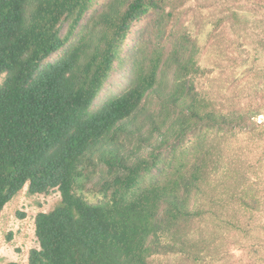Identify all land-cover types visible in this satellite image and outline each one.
Segmentation results:
<instances>
[{
  "label": "trees",
  "instance_id": "1",
  "mask_svg": "<svg viewBox=\"0 0 264 264\" xmlns=\"http://www.w3.org/2000/svg\"><path fill=\"white\" fill-rule=\"evenodd\" d=\"M177 1L0 0V215L61 198L28 264H264V39L218 107Z\"/></svg>",
  "mask_w": 264,
  "mask_h": 264
},
{
  "label": "rangeland",
  "instance_id": "2",
  "mask_svg": "<svg viewBox=\"0 0 264 264\" xmlns=\"http://www.w3.org/2000/svg\"><path fill=\"white\" fill-rule=\"evenodd\" d=\"M176 7V15L181 13L185 26L203 50L199 64L212 71L199 82L200 90L209 93L218 107H228L230 103L240 105L241 100L231 101L236 90L235 86L228 87V75L241 67V56H255L256 47L264 39V0H178ZM256 19L262 20V24ZM113 77L102 99L118 94L128 80L121 70ZM3 80L4 76L0 78V85ZM27 191L25 187L0 215V264H28L30 250L38 247L37 214L48 213L60 204L58 191L48 195H29ZM241 255L240 251H235V258L229 262L239 264L243 259L247 264L246 255ZM151 264L192 263L188 260L184 263L180 256L167 255L155 257Z\"/></svg>",
  "mask_w": 264,
  "mask_h": 264
},
{
  "label": "clouds",
  "instance_id": "3",
  "mask_svg": "<svg viewBox=\"0 0 264 264\" xmlns=\"http://www.w3.org/2000/svg\"><path fill=\"white\" fill-rule=\"evenodd\" d=\"M36 237V236H35ZM38 243V242H37ZM34 249V248H33ZM31 251V250H30Z\"/></svg>",
  "mask_w": 264,
  "mask_h": 264
}]
</instances>
